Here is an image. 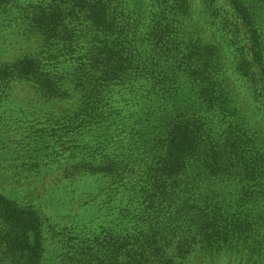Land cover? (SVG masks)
Returning a JSON list of instances; mask_svg holds the SVG:
<instances>
[{"label":"trees","instance_id":"trees-1","mask_svg":"<svg viewBox=\"0 0 264 264\" xmlns=\"http://www.w3.org/2000/svg\"><path fill=\"white\" fill-rule=\"evenodd\" d=\"M0 264H264V0H0Z\"/></svg>","mask_w":264,"mask_h":264}]
</instances>
